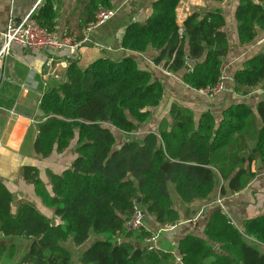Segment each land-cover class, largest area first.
Segmentation results:
<instances>
[{"label": "trees", "instance_id": "16d2710c", "mask_svg": "<svg viewBox=\"0 0 264 264\" xmlns=\"http://www.w3.org/2000/svg\"><path fill=\"white\" fill-rule=\"evenodd\" d=\"M179 2L154 0L148 17L126 25L121 47L134 52L157 49L154 61H164L168 72L183 71L182 80L188 86H213L229 49L224 16L218 11L193 12L180 27ZM78 3L84 16L81 26L93 22L100 7L112 8V0ZM32 17L55 32L56 1L44 0ZM234 18L239 44L252 42L257 31L264 29V0H239ZM189 59L194 63L190 67ZM262 81L264 53H258L235 70L233 90L247 94ZM163 94L162 82L139 68L132 56L99 57L83 68L78 60H68L63 80L40 98L42 119L36 124L32 147L41 158H48L63 153L75 141V157L59 173L46 171L51 192L36 166L21 167L23 180L34 186L58 222L52 225L54 219L28 200H20L13 212L12 193L0 180V259L14 256L16 245L8 244L6 238L19 237L30 242L17 264H70L72 253L64 243L69 240L80 246L96 236L78 257L80 264H168L170 254L136 244L150 231L125 230L124 221L134 204L166 226L180 218L169 183L182 203L208 197L220 180V196L242 190L255 176L251 169L255 152L248 149V139L255 142L258 162L264 167V100L256 107L260 127L245 102L223 109L218 123L209 110L196 120L191 109L173 103L170 122L162 119L156 132L116 147L112 128L125 133L137 130ZM259 243L264 245V213L245 219L238 228L216 207L204 237L188 234L177 249L182 264H264Z\"/></svg>", "mask_w": 264, "mask_h": 264}, {"label": "crops", "instance_id": "0c3cea01", "mask_svg": "<svg viewBox=\"0 0 264 264\" xmlns=\"http://www.w3.org/2000/svg\"><path fill=\"white\" fill-rule=\"evenodd\" d=\"M43 1L0 0V48L3 43L2 32L9 18L17 21L31 10L34 14ZM55 1L57 17L56 29L53 33L66 34L75 40L78 39L80 45L76 52L73 54L67 50L34 52L13 44L4 55L0 56V180L12 193L13 212L20 200H28L34 203L40 212L53 218V210L42 203L34 186L23 180L21 167L27 164L36 166L41 180L51 192L46 171L59 173L69 167L75 157V141L63 153H52L48 158H41L32 147L36 135V124L42 119L38 109L40 98L48 89L57 86L63 80L68 60L72 58L78 60L79 66L83 68L99 57L116 60L126 55L132 56L136 59L139 68L149 71L154 79L162 82L164 86L162 100L156 107L150 109V117L136 132V141H140L148 132H156L162 119L170 122L169 109L173 103L191 109L196 120L203 111L209 110L218 123L223 109L232 103L245 102L254 113L257 127L262 125L256 107L260 101L264 100V81L247 94L233 90L235 70L240 68L249 57L264 53V29L257 31L256 38L252 42L245 45L238 42L234 12L239 0H180L176 8V20L180 27L187 15L193 12L203 15L209 11H218L224 16L223 29L229 42V49L221 66L225 90L213 97L199 94L196 89L188 86L182 80L183 71L168 72L163 65L164 61L155 62L154 58L159 54L157 49L150 47L145 52H134L121 47V38L126 25L131 21L148 17L154 0H112L115 15L88 33L84 31L85 26H81L84 16L80 4H77L78 0ZM190 63L194 64L189 59L188 67ZM114 130L120 131L113 128V133ZM127 141L130 140L123 136L119 145ZM247 146L250 151L255 152V160L251 165L255 176L242 190L220 196L219 186L222 183L220 180L208 197L191 203H182L171 183L168 190L173 206L180 215L179 220L171 228H167L158 224L153 217L148 215L145 217L146 230L152 233L160 230L156 243L158 250L172 256L168 264H182L177 249L181 238L188 234L204 237L207 220L213 209L217 207L216 199L222 200L224 205L222 211L238 228L242 226L245 219L264 213V167L259 164L256 157L255 142L248 139ZM54 220L58 222V219ZM95 237H90L85 246L82 244V248L77 246L79 256ZM24 239L6 238L7 243L15 244L16 248L14 256L12 258L4 256L0 259V264H17L30 241L25 239L27 240L25 251L22 253L18 250L19 245L16 241ZM129 240L134 241V236H130ZM136 244L142 246L143 240L136 241ZM258 247L264 252L263 244L259 243ZM70 264H72V257Z\"/></svg>", "mask_w": 264, "mask_h": 264}, {"label": "built area", "instance_id": "2783aa9c", "mask_svg": "<svg viewBox=\"0 0 264 264\" xmlns=\"http://www.w3.org/2000/svg\"><path fill=\"white\" fill-rule=\"evenodd\" d=\"M32 15L33 10L17 21L9 18L5 29L2 32L3 43L0 48V56L4 55L13 44L34 52H60L62 50H67L70 54L76 52L80 45V41H76L68 35H57L49 32L42 27ZM114 15L115 10L113 8L100 7L96 12L95 20L85 26V33L104 24ZM196 90L199 94L207 97L218 95L225 90L222 75H220L215 85ZM215 203L217 207L221 209L224 208L221 199L218 198ZM145 217L142 208L139 205L134 204L132 213L124 221L125 230L128 232H134L140 228H144ZM172 226L173 224L166 225L167 228H171ZM159 231L160 230L153 233L151 232L150 235L143 239V246L146 247L147 250H158L156 240Z\"/></svg>", "mask_w": 264, "mask_h": 264}, {"label": "rangeland", "instance_id": "374dc122", "mask_svg": "<svg viewBox=\"0 0 264 264\" xmlns=\"http://www.w3.org/2000/svg\"><path fill=\"white\" fill-rule=\"evenodd\" d=\"M113 129V128H112ZM139 129V128H138ZM138 129L137 130H134L133 132H130V133H125V132H123V131H117V130H114V136H115V139H116V147H118L119 146V142H120V140L122 139V137L123 136H126V138H127V140H136V132L138 131ZM170 184V186H171V183H169ZM169 191V190H168ZM217 200V199H216ZM222 201V200H221ZM223 203V202H222ZM224 209V208H223ZM222 209V210H223ZM27 241V240H26ZM25 239L23 240V241H16L17 242V244L19 245V249L18 250H21V253H22V251H25L24 249H25ZM87 242V241H86ZM85 242V243H86ZM20 243V244H19ZM84 243V244H85ZM9 244V243H8ZM83 244V245H84ZM64 245L67 247V248H69L70 249V251H71V253H72V264H79V262H78V259H77V257L79 256V252H78V247L77 246H75V245H73L72 243H71V241H66L65 243H64ZM86 245V244H85ZM84 245V246H85ZM83 246V247H84ZM79 248H82V245H80L79 246ZM20 252V251H19Z\"/></svg>", "mask_w": 264, "mask_h": 264}, {"label": "water", "instance_id": "95a60500", "mask_svg": "<svg viewBox=\"0 0 264 264\" xmlns=\"http://www.w3.org/2000/svg\"><path fill=\"white\" fill-rule=\"evenodd\" d=\"M190 66H192V63H190ZM256 157H258V153H256ZM167 165H168V162H165V163L161 166V169H162L163 171H165ZM51 224H52V225L57 224V220H52ZM2 238H4V236H3ZM218 248H219V246L216 245V246H215V249L217 250Z\"/></svg>", "mask_w": 264, "mask_h": 264}]
</instances>
